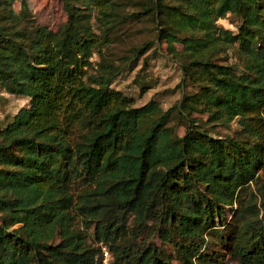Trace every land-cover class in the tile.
I'll use <instances>...</instances> for the list:
<instances>
[{
    "label": "trees",
    "instance_id": "16d2710c",
    "mask_svg": "<svg viewBox=\"0 0 264 264\" xmlns=\"http://www.w3.org/2000/svg\"><path fill=\"white\" fill-rule=\"evenodd\" d=\"M13 1L0 0V92L28 102L0 128V264H101L80 222L116 264H174L165 246L205 264L236 203L242 219L262 214L231 252L264 264V186L240 198L264 166V0H62L57 30ZM227 15L236 31L218 25ZM125 21L151 22L179 65L166 110L111 86L155 42L116 63L105 49ZM235 118L238 137L211 133Z\"/></svg>",
    "mask_w": 264,
    "mask_h": 264
},
{
    "label": "rangeland",
    "instance_id": "374dc122",
    "mask_svg": "<svg viewBox=\"0 0 264 264\" xmlns=\"http://www.w3.org/2000/svg\"><path fill=\"white\" fill-rule=\"evenodd\" d=\"M28 6L33 13L36 21L47 27L57 30L66 20V14L63 8L62 0H27ZM21 0L13 1V8L16 12L20 10ZM236 18L227 15L217 21L218 25L236 31ZM93 26L96 31L100 25L93 20ZM103 28V27H102ZM115 34L114 41L110 43L106 50L109 58L116 60L120 63L123 56L130 54L133 47L142 45L147 40L155 41L156 31L153 24L148 21L132 22L125 21L113 30ZM165 43L158 44L156 41L151 48L144 54L138 56L136 60L128 64L126 68L116 75L112 83V88L122 92L133 100L134 106H140L149 101L150 99L156 100L163 110L170 107L175 101L182 97V88H178L177 83L181 78V70L178 63L174 62L165 52ZM147 57L145 63L144 58ZM94 62L99 61V56L94 54L92 56ZM146 91H142V87ZM197 87H185L186 93H195ZM28 99L26 97L1 94L0 92V128L11 119L12 115L17 110L26 105ZM205 119V118H204ZM184 128H177L179 135L183 133ZM210 131L213 135L238 137L240 126L237 118L229 124H215ZM264 165V163H263ZM264 186V166L257 172L256 179L247 188L241 192V202L245 203L248 194L253 191L257 192ZM73 193V189L71 190ZM238 208V209H237ZM242 207L239 204H234L226 209V213L222 221H215L217 232L208 235L205 238L207 242L208 261L205 264H246L241 261L239 256L231 252L232 242L231 237L238 235L241 230H245L247 221H255L261 218L262 211L256 215H246L242 219L240 217ZM232 214H235L234 216ZM247 214V213H246ZM254 223V222H252ZM77 229H80L82 234L85 233L87 243L93 247H101L99 254L101 264H116L111 257L104 252L103 244L97 243L93 237V226H85L84 223H78ZM155 242L161 245L158 238ZM163 251L168 255L174 264H180L177 260L175 252L171 247H163ZM217 256V257H216ZM217 259L215 262H211ZM251 264V263H249Z\"/></svg>",
    "mask_w": 264,
    "mask_h": 264
}]
</instances>
